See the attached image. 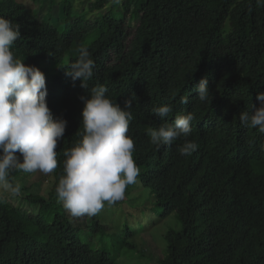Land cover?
Masks as SVG:
<instances>
[{
	"label": "trees",
	"instance_id": "obj_1",
	"mask_svg": "<svg viewBox=\"0 0 264 264\" xmlns=\"http://www.w3.org/2000/svg\"><path fill=\"white\" fill-rule=\"evenodd\" d=\"M44 2L0 0V17L20 25L15 58L44 72L48 106L67 120L50 187L22 188L38 209L0 200V264H115L118 242L146 254L129 242L144 229L125 223L120 235L97 214L75 225L55 192L63 152L81 138L80 97L97 85L122 109L137 98L128 135L140 174L125 194L148 188L152 211L168 217L161 264H264V133L239 120L264 92V0H50V9L61 4L56 21L40 10ZM81 47L95 62L87 90L66 74ZM205 78L211 94L199 102L194 89ZM165 104L173 108L168 123L195 114L187 139L198 149L190 156L178 154L185 138L150 143L165 122L152 109Z\"/></svg>",
	"mask_w": 264,
	"mask_h": 264
},
{
	"label": "clouds",
	"instance_id": "obj_2",
	"mask_svg": "<svg viewBox=\"0 0 264 264\" xmlns=\"http://www.w3.org/2000/svg\"><path fill=\"white\" fill-rule=\"evenodd\" d=\"M20 37V25L0 17V200L21 194V185L12 178L13 172H54L58 167V141L64 137L67 126V120L54 118L48 106L44 72L15 58L12 45ZM67 68L66 74L73 82L81 80V87L87 90L95 68L88 48L81 47L78 59ZM194 91L199 93V102H207L211 94L207 79H202ZM107 92L106 85H97L91 88L89 96L80 97L84 103L83 130L76 135L81 138L63 152V174L55 192L74 218L95 216L105 204L122 200L127 186L135 184L140 174L133 158L134 140L128 135L133 120L131 109L137 98L133 94L122 109ZM257 99L260 107L251 104L239 120L242 126L264 133V92L258 93ZM180 102L187 104L188 97H182ZM172 112L168 104L152 109L165 122L150 131V143L171 146L185 138L178 146V154L190 156L198 149L195 141L187 139L195 114L190 111L176 115L168 123L165 118Z\"/></svg>",
	"mask_w": 264,
	"mask_h": 264
},
{
	"label": "rangeland",
	"instance_id": "obj_3",
	"mask_svg": "<svg viewBox=\"0 0 264 264\" xmlns=\"http://www.w3.org/2000/svg\"><path fill=\"white\" fill-rule=\"evenodd\" d=\"M26 1L28 2L29 0ZM40 10L45 15L50 13L52 19L56 21L61 14V4L57 3L50 9V0H45ZM17 155L19 156L20 154L17 153ZM15 181L21 185V194L18 197L8 196L4 200L16 205H22L32 212L38 208L23 196L25 191L22 188H26L27 192L45 194L50 187L52 173L43 174L36 172L29 174L19 172L15 177ZM152 201L153 197L148 188L136 187L130 194H124L122 201L112 205L105 204V207L97 214L101 221L107 223L112 230L120 232V235L127 233L126 226H124L125 223H128L131 229H144V231L138 232L134 237L129 236V242L133 240L146 251V254L140 257L135 247L132 248L127 244L122 245V243L118 242L111 246L113 260L116 261L115 264H161L160 259L163 254L161 236L166 231L169 222L168 217L166 219L161 217L157 208L155 212L152 211ZM68 215L75 225H85L92 217L74 218L69 213ZM147 227L149 228L148 230ZM117 250L121 253L120 255H115Z\"/></svg>",
	"mask_w": 264,
	"mask_h": 264
}]
</instances>
